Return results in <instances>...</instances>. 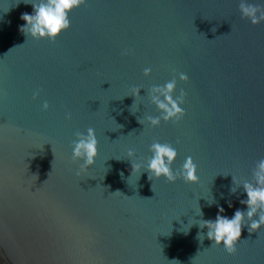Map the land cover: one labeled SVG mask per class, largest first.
Listing matches in <instances>:
<instances>
[{
  "label": "water",
  "instance_id": "water-1",
  "mask_svg": "<svg viewBox=\"0 0 264 264\" xmlns=\"http://www.w3.org/2000/svg\"><path fill=\"white\" fill-rule=\"evenodd\" d=\"M26 11L0 0V264H264V229L245 226L232 254L198 224L247 208L233 175L252 179L264 157V22L239 0H87L52 40L20 28ZM174 76L186 115L153 127L148 89ZM88 127L99 156L77 175L73 141ZM156 139L178 148L174 168L193 156L200 181L131 177L127 150L146 160Z\"/></svg>",
  "mask_w": 264,
  "mask_h": 264
},
{
  "label": "clouds",
  "instance_id": "clouds-1",
  "mask_svg": "<svg viewBox=\"0 0 264 264\" xmlns=\"http://www.w3.org/2000/svg\"><path fill=\"white\" fill-rule=\"evenodd\" d=\"M26 2L33 4L34 12L22 13V19L26 23L20 25V28L33 38L56 40L63 31L71 27L72 11L86 3L87 0H26ZM239 8L242 16L253 24L264 22V0H260V3L253 2V0H239ZM125 54H127V50H125ZM152 71L151 66L144 68L145 75H150ZM179 79L188 81L190 76L186 72H180ZM177 87L178 80L174 76L163 84H153L148 89V96L160 110V115L149 114L146 116V120L151 126L157 127L162 121L179 120L186 115V108L183 105L186 102L187 90L181 88L177 95ZM141 88V86L134 88L133 94L136 98L141 97ZM33 95L39 97V90H36ZM50 106L48 100L43 101L44 110L49 109ZM138 107V104L134 103L133 111L138 110ZM141 122L144 123V120L141 119ZM75 135L77 139L73 141L72 158L83 161L76 170V174L81 175L96 163L100 142L94 127H88L86 132L77 131ZM150 150L151 155L146 160L136 157L135 148L127 150L128 157L132 158L131 177L137 171L141 173L147 170L149 179L153 177L167 178L168 181L175 182L178 178H183L187 182L198 183L200 181L198 165L193 156H186L179 168L173 167L179 154L178 148L173 143L156 139L150 145ZM123 175L124 173L121 171V176ZM233 180V192L242 183L247 196L240 202L247 205V208H237L232 216H228L223 214L226 209L220 205L219 212L214 219H200L198 224L201 228L207 227L206 235L213 243L222 245L227 252L235 254L238 252V244L245 226L248 227L250 233L259 232L260 234L264 229V157L256 161L252 179L242 180L241 177L233 175ZM229 206H232L231 201H229ZM195 209L197 214L202 217L203 209L199 207V204ZM194 222L196 221L184 224L181 221V227L178 230L187 232ZM197 235L203 241L205 233L199 232Z\"/></svg>",
  "mask_w": 264,
  "mask_h": 264
}]
</instances>
